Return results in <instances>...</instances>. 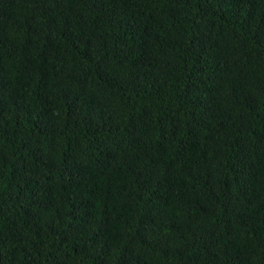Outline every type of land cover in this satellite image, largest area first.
<instances>
[{
  "label": "trees",
  "instance_id": "trees-1",
  "mask_svg": "<svg viewBox=\"0 0 264 264\" xmlns=\"http://www.w3.org/2000/svg\"><path fill=\"white\" fill-rule=\"evenodd\" d=\"M0 264H264V0H0Z\"/></svg>",
  "mask_w": 264,
  "mask_h": 264
}]
</instances>
